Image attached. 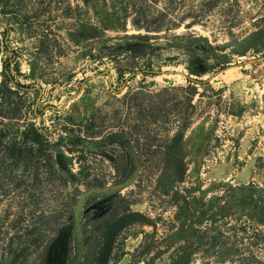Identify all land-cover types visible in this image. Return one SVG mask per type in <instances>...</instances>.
Wrapping results in <instances>:
<instances>
[{
	"label": "rangeland",
	"instance_id": "rangeland-1",
	"mask_svg": "<svg viewBox=\"0 0 264 264\" xmlns=\"http://www.w3.org/2000/svg\"><path fill=\"white\" fill-rule=\"evenodd\" d=\"M1 127L0 264H54L66 225L55 264L81 244L77 264H98L128 212L106 264H264V0H0ZM34 133L39 177L31 155L2 171ZM136 169L87 195L76 226L83 193Z\"/></svg>",
	"mask_w": 264,
	"mask_h": 264
},
{
	"label": "water",
	"instance_id": "water-1",
	"mask_svg": "<svg viewBox=\"0 0 264 264\" xmlns=\"http://www.w3.org/2000/svg\"><path fill=\"white\" fill-rule=\"evenodd\" d=\"M262 34L261 33H249L242 38L234 41H230L228 44L232 45V49L234 52L240 53L244 52L245 50L249 49L251 45L256 46L259 44L261 41ZM57 152H62L63 151H55ZM66 153V152H65ZM64 156V155H63ZM63 158V163L61 164L58 162V167L60 170L67 176V177H72L73 178H80L82 173V168L79 167L78 169H75L73 166L70 165L69 161L67 159ZM137 169L135 170L134 174L128 178L127 180L112 185V186H105L101 188H96L92 189L89 191H86L83 193L80 198L78 199L75 207V213H74V221L76 226L80 227V213L82 210V204L84 199L86 198L87 195H89L92 192H113L116 190H120L126 186H128L130 183H132L135 179V176L137 174ZM140 215L139 213L136 212H128L120 216L117 220H115L108 228L106 232V237H105V242L102 248V251L100 252V255L98 257V264H106L108 257L110 255L111 249L113 247L114 240L120 230H122L124 227H126L128 224L134 222L135 220L139 219ZM1 222V218H0ZM69 228L70 225H66L63 227V229L60 231L58 237L56 240L52 243L51 249H50V255H51V261L52 263H56L58 261H61L63 256L66 253V248H67V238L69 234ZM80 230V229H79ZM81 253H82V244L79 250V253L77 255V258L72 264H77L81 258Z\"/></svg>",
	"mask_w": 264,
	"mask_h": 264
},
{
	"label": "trees",
	"instance_id": "trees-1",
	"mask_svg": "<svg viewBox=\"0 0 264 264\" xmlns=\"http://www.w3.org/2000/svg\"><path fill=\"white\" fill-rule=\"evenodd\" d=\"M196 72H199L198 68H197V71ZM197 74V73H196ZM10 129H7L6 127H1L0 128V136L2 137V139L5 140V138H7L9 135H10ZM34 144L33 147L31 148H26V147H18L16 145V143L14 144H11V145H8L6 147V154H7V157L4 158V161H2V168L6 174H10L12 169L14 168L15 164L18 162L19 159H24L26 156L28 155H31L32 158H34L35 156H37V163H36V166H35V173H34V176L35 177H39L38 174L40 173L41 171V164H40V159H39V156L36 154L38 153L39 154V151L41 153H44L46 152V146H45V143L42 141V139L40 138V135L38 133H34L33 135L29 136L28 137ZM170 161H174L173 159H170ZM26 170L27 172L30 171V168L29 166H26ZM82 173H83V169H82ZM5 177V178H4ZM8 177L10 176H0V180L1 179H5V180H8ZM4 184L3 182H0V191H1V194H0V197L2 195H5V191H4ZM35 202L38 204V201H37V198L34 194H31L30 195V202ZM42 226H44L42 224ZM41 225L39 226H36V227H32L31 228V231L32 232H38V239L41 238L40 233L42 232L41 230L44 228L42 227ZM44 230V229H43ZM44 232V231H43ZM187 255H181V258L180 260L185 263L186 259H187Z\"/></svg>",
	"mask_w": 264,
	"mask_h": 264
},
{
	"label": "flooded vegetation",
	"instance_id": "flooded-vegetation-1",
	"mask_svg": "<svg viewBox=\"0 0 264 264\" xmlns=\"http://www.w3.org/2000/svg\"><path fill=\"white\" fill-rule=\"evenodd\" d=\"M61 162H63L62 160H60Z\"/></svg>",
	"mask_w": 264,
	"mask_h": 264
}]
</instances>
